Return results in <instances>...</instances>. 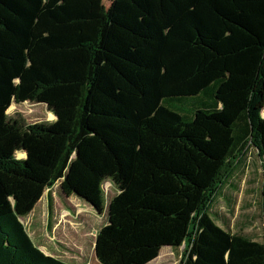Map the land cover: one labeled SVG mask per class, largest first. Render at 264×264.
Instances as JSON below:
<instances>
[{
    "label": "trees",
    "instance_id": "16d2710c",
    "mask_svg": "<svg viewBox=\"0 0 264 264\" xmlns=\"http://www.w3.org/2000/svg\"><path fill=\"white\" fill-rule=\"evenodd\" d=\"M109 3L0 0V134L59 150L48 187L99 214L116 186L99 264H149L165 247L182 248L180 264H264V236L211 216L229 162L249 145L264 159V0ZM25 102L63 103L59 120L5 123ZM34 170L0 148L4 174L42 179ZM15 204L0 183V264H67L33 243Z\"/></svg>",
    "mask_w": 264,
    "mask_h": 264
},
{
    "label": "rangeland",
    "instance_id": "374dc122",
    "mask_svg": "<svg viewBox=\"0 0 264 264\" xmlns=\"http://www.w3.org/2000/svg\"><path fill=\"white\" fill-rule=\"evenodd\" d=\"M103 4L108 7L109 0H103ZM61 104L49 108L45 104L31 102L13 103L11 106L14 108L10 106L6 113L5 123L11 124L16 120L26 124L47 122L51 125L59 120L53 111H61ZM74 105L76 110L77 105ZM50 114L54 116L53 119L49 117ZM68 117L70 124L72 115ZM53 147L39 146L37 140L22 132H1L2 151L17 159L29 158L35 169L33 173H38L42 179L25 180L0 171V183L12 205L15 204V197L18 198L14 210L36 246L67 264H98L94 255V240L108 223L107 205L118 194V189L110 181L104 183L105 208L99 214L85 201L75 196L66 197L60 189L61 181L49 188L50 175L59 153ZM19 154L23 156L19 157ZM263 186L264 159L256 148L249 145L244 154L230 161L223 171L221 186L212 202L211 216L218 225L233 234L262 241ZM181 253L182 248L177 251L166 248L153 264H180Z\"/></svg>",
    "mask_w": 264,
    "mask_h": 264
},
{
    "label": "crops",
    "instance_id": "0c3cea01",
    "mask_svg": "<svg viewBox=\"0 0 264 264\" xmlns=\"http://www.w3.org/2000/svg\"><path fill=\"white\" fill-rule=\"evenodd\" d=\"M95 244H96V237H95V240H94V255H95ZM38 247V246H37ZM38 248H40V247H38ZM166 248H169V247H165V248H163L161 251H160V254H159V257L157 258V259H155L154 261H152L151 263H149V264H153V263H155L160 257H161V255L164 253V251L166 250ZM40 250L42 251V252H44L45 254H47V252H45L44 251V249H42V248H40ZM173 250V249H172ZM174 251V250H173ZM48 255V254H47ZM95 258H96V256H95ZM97 261V260H96ZM98 263V262H97ZM99 264V263H98ZM174 264V263H173Z\"/></svg>",
    "mask_w": 264,
    "mask_h": 264
}]
</instances>
